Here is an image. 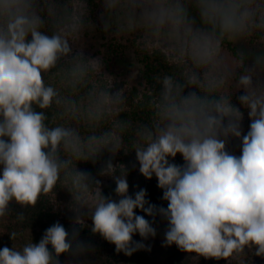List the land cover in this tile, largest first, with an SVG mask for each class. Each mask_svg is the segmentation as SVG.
<instances>
[{
    "label": "clouds",
    "instance_id": "obj_1",
    "mask_svg": "<svg viewBox=\"0 0 264 264\" xmlns=\"http://www.w3.org/2000/svg\"><path fill=\"white\" fill-rule=\"evenodd\" d=\"M95 2L104 32L140 41L170 71L152 77L147 122L122 118L124 89L101 58L76 47L95 26L89 0H0V220L16 205L25 222L42 200L55 204L59 188L78 226L56 222L38 243L3 246L0 264H62V255L63 264H89L81 258L95 250L79 231L88 220L92 234L130 256L145 247L135 234L155 237L156 216L168 224L165 244L193 259H264V0ZM233 138L239 156L227 150ZM121 151H134L139 172L156 177L166 208L145 189L129 195L123 164L109 159L99 171L115 181L118 199L78 168ZM178 154L182 165L172 162Z\"/></svg>",
    "mask_w": 264,
    "mask_h": 264
},
{
    "label": "trees",
    "instance_id": "obj_2",
    "mask_svg": "<svg viewBox=\"0 0 264 264\" xmlns=\"http://www.w3.org/2000/svg\"><path fill=\"white\" fill-rule=\"evenodd\" d=\"M126 44L123 43L122 39L114 38V36L108 39L107 44L104 45L105 51V61L108 64H114L118 59H124L127 51L132 50L135 58V62L138 65L139 73V86H132L125 92L128 99V104L130 106L129 112L122 114V118H130L133 122L139 121L145 123L149 119V113L141 110L144 101L147 100L148 92L153 86L152 77L154 74L159 72H167L170 69L163 64L158 56H151L142 51L141 43H137L134 40H127ZM241 93H237L239 95ZM236 95L233 96V103L238 105V100ZM243 111V109H242ZM246 114V111H245ZM250 120L246 114L242 122L243 133L246 134L249 130ZM130 139L126 138V146H128L127 141ZM229 142V141H228ZM235 144L241 145V141L235 139ZM227 150L230 152L229 146L227 144ZM112 159L114 164H123L128 170L129 176V195L134 197V194L140 189H145L147 192L146 199L151 203L159 207H167V201L163 200V190L160 189L158 181L155 176L151 180L146 179L140 172L139 168L133 167L139 163L136 160L135 152L129 151L127 154L124 151L119 152L115 158H111L108 153H102L98 158L97 162L93 164L89 162H80L78 168L82 171L91 173L94 177L101 179L99 176L100 169L104 164ZM177 165H182L184 163L182 156L179 154L172 161ZM70 202V195L66 190L56 189V203H50L47 200H42L36 207L35 210H29L26 215L27 219L25 222H17L15 219L16 213L23 211L19 206L13 205L12 213L5 219L0 220V248L3 246H15L16 248H22L23 245L31 239L34 243H38L42 238L45 230L52 226L54 223H61L66 230L72 231L74 227L72 220L62 215L58 206L67 205ZM137 214L145 215L143 212L136 210ZM145 218L150 222H153L152 217L145 215ZM89 227L79 229L80 239L86 244H90L94 248V252L88 254L86 257L81 259H86L89 264H159L158 261L151 256L144 248L137 250L132 253V255H125L123 252L117 253L115 250V245L107 242L99 235L92 234L90 230L91 222H87ZM153 227L156 229L155 237L165 236L168 224L167 221L160 216H156L153 222ZM12 231L19 233L15 240H11L8 235ZM66 255L61 256V261L67 260ZM202 264L206 261L205 259H200ZM210 264H227L226 261L221 260V262L215 260H209Z\"/></svg>",
    "mask_w": 264,
    "mask_h": 264
},
{
    "label": "rangeland",
    "instance_id": "obj_3",
    "mask_svg": "<svg viewBox=\"0 0 264 264\" xmlns=\"http://www.w3.org/2000/svg\"><path fill=\"white\" fill-rule=\"evenodd\" d=\"M90 5V19L95 25L92 27L89 32L85 35L84 39L80 41L76 47L83 50L85 55L91 57H99L104 61V70L112 79V82L117 88H123L125 92H128V89L132 86H139V73L138 65L135 62L133 51L129 50L126 53L124 59H118L114 64H108L105 61V47L108 39L114 34L112 32H104L102 30V21L100 19V14L102 12V7L100 4L96 3L95 0H89ZM128 40V39H127ZM127 40L122 39L123 43H127ZM132 40V39H129ZM141 43L140 41H136ZM247 114V112H246ZM246 114L244 116H246ZM230 153L239 156L241 155V145L235 144V139H230L228 142ZM133 167L139 168L138 165ZM128 171V170H127ZM119 175V172H117ZM102 182V191L105 196H111L113 199H118L115 195V181L110 177H101ZM127 181L129 182V176L127 175ZM62 215L69 217L72 220L73 214L68 210L66 205L58 206ZM87 222H91L88 220ZM134 241L142 242L145 247L144 249L153 256L159 264H202L201 258L193 259L194 254H188L180 251L176 245L168 246L165 244V236L162 237H149L147 240H144L135 234L133 236ZM204 259V258H202ZM253 264H264V259L259 257H251ZM218 262H221L218 261ZM227 263V262H226ZM203 264H210L209 260H206ZM235 264V262H233Z\"/></svg>",
    "mask_w": 264,
    "mask_h": 264
}]
</instances>
